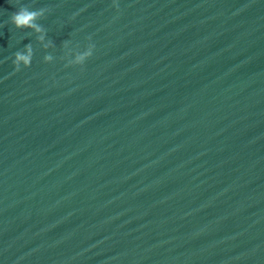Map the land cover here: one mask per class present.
Returning <instances> with one entry per match:
<instances>
[{"label":"water","instance_id":"water-1","mask_svg":"<svg viewBox=\"0 0 264 264\" xmlns=\"http://www.w3.org/2000/svg\"><path fill=\"white\" fill-rule=\"evenodd\" d=\"M0 264H264V0H0Z\"/></svg>","mask_w":264,"mask_h":264},{"label":"clouds","instance_id":"clouds-1","mask_svg":"<svg viewBox=\"0 0 264 264\" xmlns=\"http://www.w3.org/2000/svg\"><path fill=\"white\" fill-rule=\"evenodd\" d=\"M43 14V10H30L26 6L20 7L16 12L12 13L10 16V22L16 29H35L37 32L40 28L35 24L37 18ZM29 55L25 56L17 52L15 54V59L13 60L14 70L16 72L20 71V62L23 61L25 67H30L31 63V46H27Z\"/></svg>","mask_w":264,"mask_h":264}]
</instances>
